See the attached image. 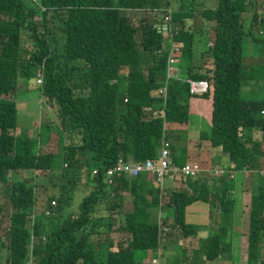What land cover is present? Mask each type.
Segmentation results:
<instances>
[{"label":"trees","instance_id":"16d2710c","mask_svg":"<svg viewBox=\"0 0 264 264\" xmlns=\"http://www.w3.org/2000/svg\"><path fill=\"white\" fill-rule=\"evenodd\" d=\"M255 2L213 0L199 10L196 0H177L175 9L171 0H0V183L9 182L5 193L11 210L8 257L0 255V264H145L138 254L159 251L163 228L169 230L166 234H180L183 242L174 256L178 262L220 259L232 250L226 238L235 224V177L230 174L243 170L253 172L255 179L239 259L264 264V176L258 173L264 170V97L245 100L240 95L247 81H264V0L263 11L253 18ZM169 8L175 27L161 32L156 25ZM196 12L206 29L192 27ZM196 37L207 43L197 60ZM249 40L262 61L246 67L243 53ZM171 43L180 49L177 65L183 77L166 81ZM20 66L40 71L42 97L55 109L52 122H43L35 141L16 135L12 99ZM190 82H205L206 92L191 93ZM162 87L164 95L157 93ZM195 98L210 102L206 139L217 158H211L209 169H223V176L202 172L183 179L181 188L165 190L148 186L153 183L148 174L106 182L105 168L119 158L156 159L161 140L167 138L166 126L172 138L173 124L188 125L196 112ZM255 132L259 141L252 138ZM172 139L171 159L183 166L185 148L179 135ZM94 169L97 175H92ZM19 171L49 182L54 178L52 194L43 196L37 215V184L9 181L8 174ZM124 193L132 198V209L125 210ZM194 202L209 205V217L216 216L218 228L192 252L190 240L201 227L186 223L185 215ZM163 211L171 215L158 223ZM110 233L126 236L116 250H110ZM102 237L105 250L100 249ZM2 246L0 236V251ZM213 248L216 256L211 255Z\"/></svg>","mask_w":264,"mask_h":264},{"label":"rangeland","instance_id":"374dc122","mask_svg":"<svg viewBox=\"0 0 264 264\" xmlns=\"http://www.w3.org/2000/svg\"><path fill=\"white\" fill-rule=\"evenodd\" d=\"M197 4L199 5L197 9L201 10V8L203 6L206 5H210L212 4L213 0H196ZM255 11H257V14H255L253 16V18L256 16L259 17V15L261 14V12L263 11V3L262 0H256L255 2ZM171 5L172 8L175 9L176 5H177V0H171ZM173 9H172V13H173ZM171 13V16H172ZM250 13L248 12L247 14H244L243 17H245V20L247 22V18L250 17ZM132 19L136 18V14H132L130 16ZM249 19V18H248ZM35 20L37 21L38 27L40 28V18L37 17L35 18ZM200 16L199 14L196 12L193 15V19L191 20V25L194 28V30H197L200 27ZM255 26V25H254ZM172 27H175L174 25H169V29L171 30ZM192 28V29H193ZM258 26L256 25L254 27V29H252L253 34L257 35L258 32ZM40 30V29H39ZM211 30V29H210ZM197 40H199L198 42V47L196 48V53H195V59L197 60L198 56H199V52L200 50H204L207 49V43L205 41V38L203 39H199L198 37H196ZM201 40V41H200ZM168 41L165 39V44H167ZM210 46V45H209ZM25 53H21V55H24ZM243 66L246 67H251V66H255L256 64H259L262 61V56L258 55V50L257 47L254 46L251 41L249 40L248 42L245 43V47H244V53H243ZM206 62V61H205ZM178 63V60H177ZM210 64V63H209ZM206 64V65H209ZM175 69L177 70V74L180 78H182V76L179 74V69H178V65L175 64ZM167 69V67H166ZM20 78L17 81V86H16V90H15V94L13 96V102L16 105V110H17V124H16V135L17 136H21V137H30L32 140H38L37 137L40 135L42 127H43V122L45 123H49L52 122L53 114L55 112V109H52L49 105H47V99L42 97V91L41 88L36 84V75H37V69L36 67L33 66H20ZM241 98L248 100V99H252V98H257V99H262L264 97V81L261 82H251V81H247V83L243 84V86L241 87ZM193 104L196 105H200L201 106H209V108H206L203 111V114L201 112L196 111L195 113H193L194 115H192V109H191V115H190V122L188 125H179L177 127H175V129L173 130H177L174 132H179L178 135L180 134L179 128L183 131L182 133L184 135H186L187 137H189L190 139H194V140H199L200 136L202 138H204L202 140L205 141L206 137L209 136L210 134V125H209V121H210V110H211V105L208 102H202L201 99H197L195 98L193 101ZM201 114V115H199ZM168 128L169 125L166 126V134L165 136H167L168 138ZM173 132V134H174ZM177 135H174L173 137L176 138ZM172 137V138H173ZM166 138V140L168 141V139ZM172 138H169L170 140V144L174 142V140ZM252 138L255 140H260V133L259 132H255L252 134ZM207 144V142H206ZM206 152L208 153V155L210 157H212L213 159L216 160V152L211 149V147L206 148ZM185 161H186V150H185ZM208 155H205V161L199 162V163H195V162H189V163H193V164H197L198 166L202 167H207L204 168L205 170H209V167L213 164L212 162H209L208 160ZM60 162V161H58ZM203 164V165H202ZM58 166V165H57ZM210 170H214V169H210ZM208 172V171H206ZM246 173L243 172H236L235 175V179H239L238 185V190L236 193V198H237V203H236V198L234 196L233 193V197H234V201H235V205H234V212H240L242 211V213L244 212V218L242 217V219L239 217L237 219L238 221V226L240 225L242 227V229H244L246 231V233H248L249 230V209H250V197H251V187L253 185V180L255 179V174L253 172H250L248 170H246ZM9 176V181H20V180H24L25 182H29V183H35L37 184L38 187V193L37 195L40 196L37 205L35 206V215L39 214L41 208H42V204H41V200L43 198V196H45V198L51 196L52 194V189L50 188L51 182L54 180V178L51 180V182H49L50 178L46 179L44 177H34L33 175H31L30 171H19L18 174L14 175V174H8ZM148 178V182H151V177H147ZM172 180V178L170 176H167L164 178L163 182H162V190H165L166 187V180ZM183 179L185 178H181V179H175V185L174 187H172V189H178L183 187L182 181H184ZM147 182V183H148ZM9 185V182H7L6 184H1L0 183V207L2 209L1 214H0V236L1 239L3 241V246L1 247V251H0V255L2 256V258H4L6 260V258L8 257V250H7V235H6V231L9 225V215H10V205H9V201H8V197L5 193V188ZM44 185H46L47 187H49L48 189H44ZM237 185V183H236ZM148 186L150 187H156L159 186L157 183L153 182L151 184L148 183ZM171 189V188H170ZM241 195L242 200L239 201V197ZM124 196V195H123ZM75 197H79V199H81V196H75ZM130 201L132 200L131 197L129 196H124V201ZM75 204H79V202L77 201ZM238 205V206H237ZM55 207V206H54ZM74 209L70 208L69 211H72ZM117 211H120L117 209ZM242 213H236L237 216H241ZM171 214L168 212H161V217L162 219H165L167 216H170ZM216 216H214V218H210L211 219V225L209 226L210 229H208L209 231H213L215 229L214 226V221L216 222L217 219H215ZM178 237L179 234L175 233ZM214 234H217L216 231L214 232ZM116 235L117 234H112L110 236V239L113 243H115L118 239L121 238H126L125 235H123V237L120 235H117L119 238L116 239ZM232 235H233V230H229L227 233L226 238L228 240H231L232 243ZM112 237V238H111ZM165 235L161 234L160 238H162L161 240L163 242H165ZM104 237H102L100 239V242L103 240ZM98 237H93V241L95 243H97ZM170 239V242H172V239ZM193 242H197V245L199 247H201V243L203 242L201 240L195 241L193 240ZM102 243V242H101ZM162 244V243H161ZM194 245V244H193ZM197 247V248H199ZM180 248V247H179ZM161 247L159 248L158 253L160 252ZM176 248H174L175 251V255H176ZM214 251H211V255L214 254L215 252V256L217 255V248H213ZM193 252V251H192ZM157 253V254H158ZM155 254V255H157ZM230 254V253H229ZM174 255V256H175ZM158 257V256H157ZM176 260H179L178 258L171 260L172 264H182L181 262H176ZM216 260V259H215ZM197 262V261H196ZM3 264H5V262L3 261ZM151 264H158V262H151ZM183 264H186L185 261ZM197 264H200L199 262ZM231 264H238V258L236 256H234L233 261Z\"/></svg>","mask_w":264,"mask_h":264},{"label":"crops","instance_id":"0c3cea01","mask_svg":"<svg viewBox=\"0 0 264 264\" xmlns=\"http://www.w3.org/2000/svg\"><path fill=\"white\" fill-rule=\"evenodd\" d=\"M191 23V21H190ZM206 24L204 23H201V27L203 29H206L204 28ZM207 38L209 40L208 42V46L210 45L211 46V38H212V35L210 33L207 34ZM206 62H211V59L210 58H207L206 59ZM178 63H179V59H178ZM178 69H179V66H178ZM183 72L182 69H179V74L181 75ZM176 77H179L178 74H176ZM183 77V76H182ZM205 102H209V100L205 101ZM196 111L198 112H201L203 114V111L206 109V108H209V106H201V105H196V107H194ZM194 115V114H192ZM201 115V114H199ZM191 118V117H190ZM190 122V121H189ZM178 125H175L173 124L172 125V129H175V127H177ZM174 131H177V130H174ZM179 131H180V134H179V137L181 139V143L183 145V147L185 148L186 150V163H189V162H195V163H199V162H202V161H205V155L208 153L206 152V148H209L210 147V142L208 139H206L205 141L202 142V139L200 138L199 140H194V139H190L189 137H187L186 135H184L182 132V130L179 128ZM179 133V132H178ZM177 132H174L173 136L174 135H178ZM168 142L170 143V140L168 138ZM207 142V144H206ZM212 157H210L208 155V161L210 162ZM203 165V164H202ZM204 168V167H202ZM166 189L168 188H172L174 187L175 185V182L174 180H166ZM234 190H233V193H234V196L235 198L237 197L236 196V193L238 190V183L239 182V179H235L234 180ZM237 183V185H236ZM148 185V184H147ZM253 188V185L251 187V190ZM124 196H128V194L124 193ZM239 201L242 200L241 198V195L239 197ZM132 200L128 201H124V208L125 210H129V209H132ZM250 202H251V197H250ZM236 203H237V198H236ZM238 206V205H237ZM250 210V209H249ZM120 213V212H119ZM236 213H242V211L240 212H237ZM235 213L234 215V219H235V224L232 228L233 230V236H232V250L230 249H227L225 251V253L222 255V257L220 259H213V260H208L205 262V264H231L232 261H233V258L234 256H236L238 258V264H242V261L239 259L240 258V255H239V240H240V235H243V234H247L246 231L244 229H242V227L238 224V221L236 219L237 218H241L242 217L244 218V212L242 213L241 216H237ZM249 214V212H248ZM118 214H116L117 216ZM185 220H186V223H190V224H194V225H198L201 227V229H199V231L197 232V236L195 238H191L190 240V250L191 251H195L197 250L199 247L197 245V242H193V240L195 241H198L201 240L203 241L205 239V237H207L210 233H214L217 228H218V225H217V221L215 222L214 221V226H215V229L213 231H209L208 229H210V225H211V219L209 217V205L206 204V203H203V202H194L192 203L191 205H189L187 208H186V215H185ZM163 223V219L161 217V214H159V219H158V223ZM171 220H168L166 221V224H170ZM217 232V231H216ZM175 233H178L177 231H172L170 230L169 234H164L166 237H165V242H162L161 244V249H160V252L158 253V251L156 252H142V253H139V257L144 260L143 262L145 264H151V262H158V264H172L171 263V260H174V255H175V251H174V248L176 246H180L182 244V240L180 238V234H179V237L175 234ZM112 234H117V235H121L123 237V233H112ZM111 233L107 236V240L109 239V242L112 244V247L110 248V250H116V247H118V243L121 242L123 238L121 239H118L115 243H113L110 239V236L112 235ZM163 234V233H162ZM234 234H238L239 236L236 237ZM116 235V239L119 238L118 236ZM112 238V237H111ZM172 239V242H170V239ZM102 245L100 246V249L101 250H105L107 245H106V242L104 243H101ZM194 244V245H193ZM181 247V246H180ZM158 253V254H157ZM230 253V254H229ZM157 254V255H155ZM158 256V257H157ZM176 262H178V260H176ZM198 262L200 264H203L204 260H198Z\"/></svg>","mask_w":264,"mask_h":264},{"label":"built area","instance_id":"2783aa9c","mask_svg":"<svg viewBox=\"0 0 264 264\" xmlns=\"http://www.w3.org/2000/svg\"><path fill=\"white\" fill-rule=\"evenodd\" d=\"M38 2L40 0H32ZM172 8H169L165 14L161 16V23L156 25L157 30L167 32L169 30L170 20H171ZM180 53L179 47L174 43H171L168 47V57H167V69H166V81L169 78L176 77L177 70L175 69V64H177V55ZM37 85L42 84V76L40 71H37L36 75ZM207 84L205 82H190V92L193 94H202L206 92ZM158 94H165V87L157 90ZM66 167V165H65ZM209 172V175L212 177H221L224 174L223 169H214V170H205L197 164L185 163L183 166H176L173 163L170 155V143L163 138L161 140L160 150L158 156L154 160H145L142 162H136L133 160L125 161L119 158L114 164L105 168V179L108 184H113L115 179L122 177L134 179L141 174H148L151 177V181L157 183L162 189V182L165 177L170 176L173 180L181 178H192L195 179L202 172ZM246 173V170L242 171ZM251 171H249L250 173ZM259 175L264 176V170L258 172ZM98 170L94 169L92 175H97ZM235 173L230 174V178H234ZM52 205H55V202H51ZM47 215L49 212L46 213ZM166 234L169 230L166 228L162 229ZM160 238V241L163 242Z\"/></svg>","mask_w":264,"mask_h":264}]
</instances>
